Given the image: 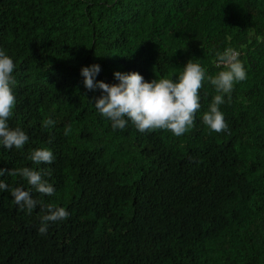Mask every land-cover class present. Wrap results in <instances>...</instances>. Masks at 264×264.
Instances as JSON below:
<instances>
[{
    "label": "trees",
    "instance_id": "1",
    "mask_svg": "<svg viewBox=\"0 0 264 264\" xmlns=\"http://www.w3.org/2000/svg\"><path fill=\"white\" fill-rule=\"evenodd\" d=\"M229 47L246 79L224 97L229 130L216 133L202 122L217 94L207 76ZM0 50L16 65L7 124L29 137L0 145V181L41 202L29 215L0 191V264H264V0H0ZM189 60L206 79L179 137L131 121L113 130L81 75L97 64L109 85L117 71L175 79ZM43 148L54 162L36 165ZM22 167L54 193L7 175ZM48 205L69 217L40 234Z\"/></svg>",
    "mask_w": 264,
    "mask_h": 264
},
{
    "label": "clouds",
    "instance_id": "2",
    "mask_svg": "<svg viewBox=\"0 0 264 264\" xmlns=\"http://www.w3.org/2000/svg\"><path fill=\"white\" fill-rule=\"evenodd\" d=\"M216 66L224 70L214 76H207L208 82L214 87L216 95L213 97L208 110L202 116L203 124L212 132L228 131L224 115L220 106L231 101L234 85L246 79V70L239 60V53L233 48H226L216 53ZM16 65L13 60L0 50V145L6 149H22L29 137L19 127L10 129L7 121L13 115L16 99L12 86L16 81L13 77ZM101 71L99 65L84 67L81 75L84 85L89 90L100 89L102 95L95 100L94 107L100 115L111 121L113 130H123L129 121L141 133L166 130L179 137L194 126L196 113L200 110V89L206 79L205 69L191 60L184 66L178 78H160L145 82L138 72H115L118 84L109 85L103 81H95ZM52 119H46L43 127L54 125ZM71 132L67 126L64 134ZM29 159L36 165L52 164L54 155L47 148L34 150ZM5 175V169L0 168V176ZM10 176H19L35 188L36 192L51 196L54 187L42 179L40 171L30 167L15 168L7 172ZM0 191H9L14 202L21 210L30 215L41 203L32 198L29 191L21 187L9 188L8 184L0 181ZM48 214L41 217L38 228L40 234H46L49 222L66 220L69 212L63 208L47 206Z\"/></svg>",
    "mask_w": 264,
    "mask_h": 264
}]
</instances>
